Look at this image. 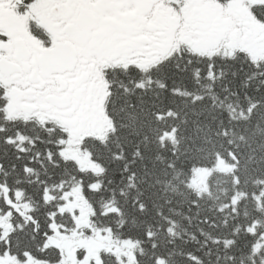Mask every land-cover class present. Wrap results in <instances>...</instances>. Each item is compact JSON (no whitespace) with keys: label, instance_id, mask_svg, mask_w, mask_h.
I'll list each match as a JSON object with an SVG mask.
<instances>
[{"label":"snow or ice","instance_id":"snow-or-ice-1","mask_svg":"<svg viewBox=\"0 0 264 264\" xmlns=\"http://www.w3.org/2000/svg\"><path fill=\"white\" fill-rule=\"evenodd\" d=\"M98 69L111 136L97 146V159L120 165L119 196L127 197L129 189L131 207L146 214L141 185H163L166 194L169 181L167 171L162 179L144 163L153 128H163L157 142L164 145L165 137L180 131L179 122L191 132L185 140L186 151L192 152L200 150L197 139L213 123L214 135L227 138L239 130L241 141L245 133L255 136L259 130L264 120V3L0 0V187L9 194L7 200L0 196V218L15 216L12 232L0 227V264H73L54 240L79 232L75 215L64 207L74 183L83 187L85 178L65 151L94 111ZM253 116L258 120L250 129ZM229 153L238 163L231 148ZM171 155L177 157L175 150ZM87 187L94 190L96 182L89 180ZM116 194L113 189L114 203ZM17 195L32 204L27 220L15 211ZM166 203L171 205V199ZM155 214L164 217L167 227L149 223L136 240L147 245L141 247L146 264H167L177 255L188 264H264V232L251 224L210 220L201 216L198 201H189L186 213L170 207L168 213ZM173 216H183V235L175 232ZM153 227L165 232L171 247L161 249ZM99 230L113 232L111 224ZM177 240L194 247L178 249ZM75 264L90 261L77 252ZM110 264L125 261L115 257Z\"/></svg>","mask_w":264,"mask_h":264},{"label":"trees","instance_id":"trees-1","mask_svg":"<svg viewBox=\"0 0 264 264\" xmlns=\"http://www.w3.org/2000/svg\"><path fill=\"white\" fill-rule=\"evenodd\" d=\"M257 120L258 117L253 116L248 127L251 129ZM171 123L169 122L168 125L169 130ZM259 123L260 128L256 131L255 136L245 133V141L239 139V130L236 133L230 132L227 138L214 135L216 125L213 123L211 130L205 129L201 133L202 138L197 139L200 150L196 152L186 151L189 141L185 140V136L191 135V132L190 130L184 131V126L179 122L177 124L180 131L165 137L164 145L157 142L163 128L159 130L153 128L149 132L151 143L148 146L149 150L145 152L144 163L154 173L160 174L162 179L163 172L167 171L169 181L166 185V194L162 191L163 185L153 188L141 185L146 195L144 202L149 206V212L146 214H139L131 207L134 193L129 189L125 188V192L129 193L127 197L119 196L121 183L118 172L120 165L97 159L99 152L97 146L110 138V134L106 139L96 142V146L87 145V151L91 154L96 166L93 168L94 170L81 171L85 178L84 186L81 187L76 182L70 192H81L80 199L95 210V215L92 218L93 226L101 227L111 224L115 237L131 240L134 243L137 239L142 238L143 231L149 223L163 224L164 227H167L164 224V217L157 216L156 212L163 210L168 213V209L173 207L186 213L189 201H198L201 216L206 215L210 220L215 219L218 223L227 220L230 226L233 223L242 227L251 224L256 231L264 232V120H260ZM228 140L232 141L231 145L228 144ZM174 141L178 143H174ZM249 144L251 147L248 146ZM229 148L236 153L238 163L230 155ZM173 150L177 153L176 158L171 155ZM157 155L161 157L159 161L155 159ZM169 161L175 163V168L170 170L165 168ZM220 163L223 165L222 168H220ZM136 169L139 176L140 166L137 165ZM109 179L113 181L111 185L106 183ZM89 180L96 182L94 190L88 189ZM113 189L117 193L115 203L113 202ZM0 196L7 200L9 194L7 192L3 196L0 192ZM168 199H171V205L166 203ZM153 201L157 205L155 208H153ZM15 206L20 212H26L24 208H29V213L32 211V204L19 195H17ZM29 213L27 214L29 215ZM9 218L12 225L15 216ZM173 218L176 220L175 232L178 235H183L186 228L183 216H173ZM121 221L124 222L123 228H120ZM193 223H195V218ZM5 226L8 227L9 224ZM188 230L195 231V229ZM153 231L157 234L156 239L160 242L161 249L171 247L167 244L164 231L157 227H153ZM209 231L211 235H216L214 231ZM241 242L243 243V241ZM176 246L178 249L183 248L184 251L194 247L193 245L185 246L179 240L176 241ZM141 247L146 248L147 245H137L136 243L135 253L138 260L142 264H146L144 257L141 256ZM107 262L110 264L111 260L109 259ZM167 264H188V262L177 255L167 260Z\"/></svg>","mask_w":264,"mask_h":264},{"label":"flooded vegetation","instance_id":"flooded-vegetation-1","mask_svg":"<svg viewBox=\"0 0 264 264\" xmlns=\"http://www.w3.org/2000/svg\"><path fill=\"white\" fill-rule=\"evenodd\" d=\"M116 66H119V65H116ZM103 67V66H102ZM102 82H103V77L100 75V70L98 69L97 70V82H96V87H97V92H96V96H95V99H94V108L96 105H100V102H102V100L105 99L106 97V94H105V91H104V88L101 87L102 85ZM99 109V108H96V110ZM95 110V114H96V117L94 116V113L91 114V117L90 119L87 121V123L84 125L83 128H88L90 127L91 125H93V120L96 118V120H98V115H97V111ZM82 128V129H83ZM81 129V130H82ZM78 134V133H77ZM62 236V235H60ZM66 253V255L68 256L69 260H70V257L73 255L74 258L72 259V262L73 264H75V261H76V257H77V252H79L77 249H67L66 251H64ZM80 253V252H79ZM88 261H90V264H95V260H96V256H91L90 254L88 256H86ZM74 260V261H73ZM71 261V260H70Z\"/></svg>","mask_w":264,"mask_h":264},{"label":"rangeland","instance_id":"rangeland-1","mask_svg":"<svg viewBox=\"0 0 264 264\" xmlns=\"http://www.w3.org/2000/svg\"><path fill=\"white\" fill-rule=\"evenodd\" d=\"M98 242L96 243V241L91 240L89 242L87 241H76L73 239V241H67L65 242L66 245L71 246V247H83V248H89V249H93L96 247H100V248H104V251H110V253L114 254L115 256L119 257V254L122 253V249L119 246H115L111 243V241H109V239H107L104 236H98ZM127 248H131L130 245H123V247Z\"/></svg>","mask_w":264,"mask_h":264},{"label":"water","instance_id":"water-1","mask_svg":"<svg viewBox=\"0 0 264 264\" xmlns=\"http://www.w3.org/2000/svg\"><path fill=\"white\" fill-rule=\"evenodd\" d=\"M54 243L57 245V242L54 241Z\"/></svg>","mask_w":264,"mask_h":264}]
</instances>
